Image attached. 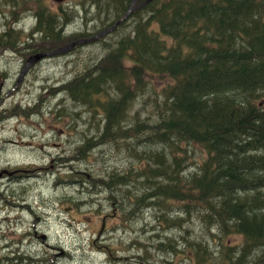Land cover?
<instances>
[{
    "label": "trees",
    "instance_id": "trees-1",
    "mask_svg": "<svg viewBox=\"0 0 264 264\" xmlns=\"http://www.w3.org/2000/svg\"><path fill=\"white\" fill-rule=\"evenodd\" d=\"M147 6L145 15L137 9L131 13L132 26L125 29L123 20L113 31V36L121 35L116 43L102 42L104 52L90 56L95 57L93 62L85 63L57 90L65 91L76 103L103 110L107 124L102 127L100 141L106 143L126 139L108 133L116 127L125 132L119 123L138 94L159 78L168 77L171 81L163 88L157 117L137 121L135 129H129L147 148L159 147L147 152L141 173L139 168L135 171L133 161H123L119 154L110 161L102 160V173L90 174L88 188L75 185L90 198L65 200L87 207L95 204L91 200L96 192H106L98 205L121 198L126 213L119 226L125 225L128 234L144 200L134 182L144 177L140 182L148 188L146 210L157 211L155 217L163 230L172 226L183 234L184 259L178 264H264V0H168ZM120 19L115 16L113 21ZM46 23L41 18L33 31ZM111 25L104 23V27ZM28 47L20 51L25 59ZM55 47L50 44L45 51ZM39 98L41 101L42 94ZM44 101L38 105L39 112ZM13 110L21 118L27 109L16 103ZM140 123H145L143 129ZM183 142L194 143L193 150L201 146L206 151L199 161H193L196 168L187 175H181L186 162ZM169 147L170 162L165 151ZM76 149L75 155L85 158L93 145ZM68 157L62 161L67 160L69 169L58 175L56 185L72 183L73 162ZM125 161L127 167H121ZM159 177L166 182L159 183ZM6 191L12 195L10 187ZM56 206L65 212L61 202ZM43 208L45 212L50 209ZM111 215L110 208L99 223V232L105 230ZM145 215L146 211L142 219L148 223ZM143 232L145 228L137 236L121 239L119 246L98 242L108 250L107 264H164L162 259L149 261ZM238 237L240 241H230ZM177 245L165 240L158 248L181 253Z\"/></svg>",
    "mask_w": 264,
    "mask_h": 264
},
{
    "label": "rangeland",
    "instance_id": "rangeland-1",
    "mask_svg": "<svg viewBox=\"0 0 264 264\" xmlns=\"http://www.w3.org/2000/svg\"><path fill=\"white\" fill-rule=\"evenodd\" d=\"M65 1L66 0H56L57 6ZM42 2L48 7L46 0H42ZM28 4L29 8L35 10H39L41 7L38 0H30ZM48 4L55 9L54 0H48ZM2 7L7 11L8 3L5 5L4 2ZM26 7L27 4H24L18 16L15 17L14 14L12 15L9 13L0 20L4 22V24L0 26V111H2L1 108L5 102H13L14 104L21 103L23 107L27 109L25 116L19 119L12 118L4 120L3 127L0 129V171L6 170L10 173L13 172L12 175L7 173L3 175V177L12 176V182L6 185L10 187L12 193L11 197L14 199L16 206L17 204L20 206H18L19 212L22 211L25 214L32 213V217L28 216L32 233L27 241V248H21L22 244H19V242L16 244L7 243V255L11 257L13 254L16 255L17 259H12L13 264H32V257L36 259L35 264H90L88 259L91 252L89 248L86 247L88 236L95 237L93 240L94 244L99 240H115L116 245L119 246L121 244V239H125L128 236L134 237L138 232H141L142 228H145V232H143L142 236H146L143 241L147 244V256L150 262L152 259L153 261L162 259L164 264H170L167 260H172L175 264L183 262L184 251L181 244L183 239L182 232L172 226L168 230H163L162 225L155 217L157 211L154 209L146 210L145 191L148 190V188H145L140 182L144 177L139 178L140 181H135L134 184H136L137 189L141 192L142 198L144 199L141 202L143 207L142 212L146 211L148 216L145 215V218H147L149 222L147 223L142 219L143 213L141 212V217L140 215L138 216L140 219H138V217L134 218L132 225L133 227L139 228V230H133L128 234L126 233L125 225L122 227L119 226L121 222H125L126 213L123 203H120L122 201L121 198L118 197L113 204L108 200H104L102 205H98L97 203L106 195V192H96L97 194L95 193L91 200V202L95 204L89 203L87 207L66 202L65 200V198L70 197L76 201L88 200L90 197L84 196L83 189L75 188V185L77 184L83 188H88L90 185L89 180L91 179L90 174L102 173L100 172L103 165L102 160L110 161L114 159V155L116 154L121 155L123 161H133L135 171H138V168L140 173L145 171L147 152L159 147V145H153L147 148L146 143L144 141L141 142V138L136 137V132L130 133L129 129H135L137 121H144L148 117H157L160 111L158 104L161 103L163 99V88L171 80L168 77L159 78L154 86H147L138 94L134 106L132 107L131 105L128 108L125 112L127 114L126 117L119 123L126 131L123 132L116 127L114 131L110 132L112 134H109V136L124 135L126 139L112 140L106 143L100 141L102 127L105 128L106 126V122L103 120V110L101 108L95 109L81 103H75L66 98L67 94L65 91L58 93L55 98L45 103L43 111L45 118L49 121V125H45L43 122H40L41 116L38 105L55 94L51 92L49 87L63 84L62 82L70 79L81 70L85 63L93 62L95 57L91 58L90 56L102 54L104 49L101 45L102 43L87 46L81 45L77 47L75 53L68 57L64 56L57 58L58 55H56L44 58L40 63L37 62L38 64L35 63L31 66L30 69L25 72L24 76H22V81L19 82L24 64L22 63L21 56L18 58L17 56L20 47V37L23 33L24 24L28 15V9H25ZM78 9L81 17L77 19V23H82L83 20L81 18L84 15V11L81 8ZM7 21L13 23L5 27ZM30 22H33V20ZM68 22L69 15L65 20L67 26L63 27L65 33L66 30L71 32L75 24L71 22L68 25ZM132 25L133 19L129 20L124 28L126 29ZM3 31H5V33ZM120 37V34L115 36L111 34L106 38V41L113 44L116 43ZM71 40L73 39L64 41L62 45L69 43ZM17 81L18 83L16 84ZM40 94H42L41 101L39 98ZM114 95L115 94H112V96ZM61 97H64L66 101L56 103V100ZM10 107L11 106L1 112L0 117L2 119L12 116L15 112ZM165 111L166 108L164 109V113ZM10 122H14V127H5ZM144 125L145 123H140L142 129ZM63 128L66 131H64ZM74 128L78 129V143L84 146L85 143L89 141V143L93 145V149L92 151H87L85 154L86 157L84 156L85 158H82L77 165L80 172H72L73 170L71 169L69 180L72 183H60L56 185L58 177V174H56L57 172H52L45 177L40 167L36 165L35 160L43 161V159H46V165L49 164L51 170H54L59 163L58 165L64 168L58 169L61 174L64 175L65 170L69 169V166L64 165L62 161L53 162L52 159L59 153L65 152V154L69 156V161L71 163L73 162L72 165L76 163L72 161L70 157L77 153V149L67 146L75 137L74 131H71ZM119 131H121L122 134L116 135V132L118 133ZM70 132H72L73 135H70ZM101 145L102 148H100ZM181 147L184 150L182 154L186 156L184 173H181V175H187L192 173V170L196 168V164H194L193 161H199L201 157L206 154V151L201 146H196L193 150L194 143L183 142ZM118 148L121 149L119 152ZM165 151L166 159L170 162L172 147L167 148ZM47 153L51 154L49 158L38 157L41 154L46 155ZM6 157L8 159H6ZM86 158L87 160H85ZM118 164L120 165V163ZM4 165L16 168L9 171L2 167ZM120 166L127 167V162L125 161ZM44 169L45 167L42 166V170ZM35 173H39L40 175L32 176ZM25 179L27 180L22 184L21 182ZM158 182L164 183L166 180L159 177ZM25 186L29 187L34 192L32 196L29 195L28 197L31 198L35 196L34 200L37 202L32 203L33 206H35L34 212H31L21 205L20 193ZM53 202L55 205L61 202L65 212L58 218V222H55L54 219L50 217L48 223H45V219L42 217L39 219L37 214H42L43 207L47 206L48 203L53 204ZM110 208L112 209V215L109 216L107 220L105 230L99 232V223L102 219H105L104 216L108 213ZM95 211H98V213ZM98 214L99 218H97ZM77 217L81 218L84 226L78 230L73 226V231L68 229L66 225L77 219ZM16 222L18 221L16 220ZM4 226L5 223L0 228ZM196 226L197 224L194 222L193 227L195 230ZM175 229H177V231H174ZM173 231L176 233H173ZM46 232L49 233L51 239L43 237V234L46 235ZM56 235H62L64 237V242L60 239L56 241ZM23 236L22 234L17 235L18 238ZM204 238L208 240L207 237ZM165 240L176 242L181 253L163 252L159 250L158 244ZM230 241H240V237L231 238ZM74 244L80 248L86 247V252H82V250L78 252V258L76 254L77 251L71 248ZM123 244L127 249H130L128 242L124 241ZM19 248L22 250H19ZM29 252H32L30 253L31 255L33 254L32 257H27ZM60 253L63 254L59 255ZM56 254L59 256H55ZM0 264L3 263L0 262Z\"/></svg>",
    "mask_w": 264,
    "mask_h": 264
},
{
    "label": "flooded vegetation",
    "instance_id": "flooded-vegetation-1",
    "mask_svg": "<svg viewBox=\"0 0 264 264\" xmlns=\"http://www.w3.org/2000/svg\"><path fill=\"white\" fill-rule=\"evenodd\" d=\"M16 1L17 0H0V20L2 19V17H5L9 13H11L12 15L14 14V16H17L20 13L19 9H17L18 6ZM29 1L30 0H26L24 3L27 4V7L25 9H28V15H27V20L24 24L23 33H22L24 34V38L21 43L23 48L29 46L28 49H33L35 48V46L39 48H48L50 44L52 46H56L55 48H58L63 46L62 43L69 39H73L70 41L72 42L76 39L90 38L96 36L103 30H105L103 28L104 23L106 24L113 23L114 22L113 18L115 16H120V17L123 16L125 12L122 13V9H125V11H127L132 4V0H66L64 3L57 6V2L56 0H54L55 9H53V7L50 4H48V0H46L47 1L46 4L48 5V7L42 2V0H38L40 2L41 7L39 10H35L33 8H29V4H28ZM163 1L165 0H157L159 4H161ZM4 2L5 5L6 3H8L7 11L5 10V8L2 7V4H4ZM109 5H112L111 10L108 9ZM78 8H81L84 11V15L81 18L83 20L82 23L81 22L77 23V19L81 17ZM141 12H144V9L139 11V13ZM30 15L36 19V26L40 24L41 18H44L47 21L45 26L37 30L39 34V37L37 38L34 36L35 32L31 28V22L28 19ZM68 15H69L68 25L71 22H74L75 24L72 27L71 32L66 30L65 33V30H63V27L61 26L62 24H65V27L67 26L65 20ZM3 24L4 22L0 21V26ZM9 24L10 22L7 21L5 27H7ZM84 34L91 36L79 37L80 35H84ZM53 37L56 38L53 39ZM100 37H98L97 40H95L94 42L85 44V46L91 44L97 45ZM76 51L77 49L75 48L74 50L68 53L71 55ZM24 60L25 59H23V61ZM6 109H8V107L4 104L1 110L3 111ZM1 120L2 118L0 117V129H2L4 123V121L2 122ZM0 186H1V176H0ZM9 204L10 203L7 199L0 200V227L3 224V215L4 213H6ZM61 254L62 253H60L59 255ZM59 255L56 254L55 256H59Z\"/></svg>",
    "mask_w": 264,
    "mask_h": 264
},
{
    "label": "bare ground",
    "instance_id": "bare-ground-1",
    "mask_svg": "<svg viewBox=\"0 0 264 264\" xmlns=\"http://www.w3.org/2000/svg\"><path fill=\"white\" fill-rule=\"evenodd\" d=\"M17 2V9H19V11H21V9H22V6H23V4L25 3V1L24 0H17L16 1ZM148 7V6H147ZM150 10V9H149ZM161 10V9H160ZM149 13V12H148ZM152 18H153V16H152ZM116 19V18H115ZM148 20H150V19H148ZM155 21V20H154ZM157 21V20H156ZM155 21V22H156ZM143 22V21H142ZM147 23V22H146ZM10 24H12V22H10ZM9 24V25H10ZM139 24V23H138ZM121 25V24H120ZM13 26V25H12ZM124 26V25H123ZM147 27V26H146ZM101 30V29H100ZM118 30V29H117ZM51 32V31H50ZM115 32V31H114ZM118 32V31H117ZM113 33V32H112ZM12 34V33H11ZM15 35V34H14ZM56 38V37H55ZM54 37H53V39H55ZM52 39V40H53ZM58 39V38H57ZM60 39V38H59ZM170 40V39H169ZM35 42H36V40H35ZM56 42V41H55ZM170 42V41H169ZM58 44V43H57ZM56 44V45H57ZM59 45V44H58ZM61 45V44H60ZM58 47V46H57ZM45 49L46 48H39V47H36L35 46V48H33V49H28L27 50V53H28V55H27V62L30 60V63L33 61V58L36 56V55H39V54H45L46 53V51H45ZM36 50H38V51H36ZM70 54L68 53V54H66V56H69ZM44 62V61H43ZM79 75V74H78ZM82 77V76H81ZM74 79H77V78H74ZM73 79V80H74ZM79 80V79H78ZM64 81V80H63ZM59 82H60V80H59ZM63 83V82H62ZM68 83H70V81L68 82ZM65 84V83H64ZM64 87H66V86H64ZM61 88H62V85H61ZM67 88V87H66ZM60 89V88H59ZM67 90V89H66ZM58 95V94H57ZM166 96V95H165ZM0 114H1V112H0ZM2 122L4 121L3 119L1 120ZM8 122V121H7ZM77 148V147H76ZM100 148H102V145H101V147ZM65 153V152H64ZM72 155V154H71ZM65 157V156H64ZM73 161H75L76 163L74 164V165H72V167H71V169L73 170L72 172H75V171H79L78 170V167H77V165L80 163V160L82 159V157H77L75 154H73L71 157H70ZM67 159V158H66ZM63 162V164L64 165H68L66 162H67V160H64V161H62ZM42 169V168H41ZM80 172V171H79ZM40 174L39 173H35L34 175H32V176H39ZM27 179H25V180H23V183L26 181ZM22 183V184H23ZM121 187V186H120ZM127 187V186H126ZM130 187H132V186H130ZM130 187L128 188V189H130ZM122 189V188H121ZM123 190V189H122ZM33 191L29 188V187H23L22 188V190H21V193H20V202H21V205H23V207L24 208H26V209H29L30 211H32V207H33V204L32 203H35V202H37L36 200H34L35 199V196L34 197H31V198H28L29 197V195H33ZM38 194V193H37ZM97 194V193H96ZM37 197V196H36ZM130 202V201H129ZM11 205H15V204H11ZM17 206H19L18 204H17ZM52 206V204H50V203H48L47 204V207H51ZM145 206V205H144ZM20 207V206H19ZM143 208V207H142ZM145 208V207H144ZM122 209V208H121ZM140 209V208H139ZM125 211V210H124ZM145 211V210H144ZM143 213V212H142ZM37 216L39 217V219H41V217H42V214H37ZM128 216V215H127ZM136 216V215H135ZM211 216V215H210ZM59 217H61L60 215H58L57 216V218H59ZM140 217H141V214H140ZM137 218V217H136ZM16 220L17 221H20L19 220V218H18V216H14L13 217V221L14 222H16ZM130 220V219H129ZM132 221V220H131ZM134 221V220H133ZM136 222H137V220H136ZM131 223V222H130ZM4 224V223H3ZM2 224V225H3ZM64 225H66V224H64ZM131 225V224H130ZM19 244H22V246H21V248L23 247V248H27V242H24V241H22V242H20ZM24 244H26V245H24ZM97 247H100V246H97ZM20 249V248H19ZM24 250V249H23ZM30 253H32V252H29V254L27 255V257H32V255L30 254ZM15 255V254H14ZM16 256V255H15ZM120 257H126V256H124V255H122V256H120ZM20 258V257H19ZM31 263L32 264H35L36 263V259L34 258V257H32V259H31Z\"/></svg>",
    "mask_w": 264,
    "mask_h": 264
},
{
    "label": "water",
    "instance_id": "water-1",
    "mask_svg": "<svg viewBox=\"0 0 264 264\" xmlns=\"http://www.w3.org/2000/svg\"><path fill=\"white\" fill-rule=\"evenodd\" d=\"M148 1H150V0H147V2H148ZM137 2H138V0H132L131 10L135 7V4H136ZM131 10H130V11H131ZM130 11H128L127 15L129 14ZM127 15H126V16H127ZM119 22H120V21H119ZM119 22H118V23H119ZM118 23H117V24H118ZM117 24H115L114 26H112V27L109 28V29L104 30V31L101 33V35L106 34V33H110V32H111V31L117 26ZM97 38H98V37L95 36V37L90 38V39H82V40H78V41L73 42V43H71V44H69V45H66V46H64V47H61V48H59V49H56L55 51L52 52V54L66 53V52L70 51L71 49H73L77 44L85 43V42H88V41H93V40H95V39H97ZM46 55H47V53L36 55V56L33 58V61H32L31 63H30V60H29L28 63H27V65L24 67L23 73L26 72V69H28L30 65H33L36 61L40 60L41 58H43V57L46 56ZM0 176H1V173H0Z\"/></svg>",
    "mask_w": 264,
    "mask_h": 264
}]
</instances>
